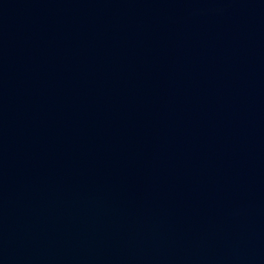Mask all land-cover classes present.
<instances>
[{
  "label": "water",
  "instance_id": "water-1",
  "mask_svg": "<svg viewBox=\"0 0 264 264\" xmlns=\"http://www.w3.org/2000/svg\"><path fill=\"white\" fill-rule=\"evenodd\" d=\"M0 264H264V0H0Z\"/></svg>",
  "mask_w": 264,
  "mask_h": 264
}]
</instances>
